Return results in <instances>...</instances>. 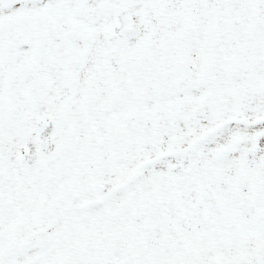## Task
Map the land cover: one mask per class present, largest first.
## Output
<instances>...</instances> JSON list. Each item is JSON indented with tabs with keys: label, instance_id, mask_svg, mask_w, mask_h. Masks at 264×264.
Masks as SVG:
<instances>
[{
	"label": "snow or ice",
	"instance_id": "6c2138e0",
	"mask_svg": "<svg viewBox=\"0 0 264 264\" xmlns=\"http://www.w3.org/2000/svg\"><path fill=\"white\" fill-rule=\"evenodd\" d=\"M0 264H264V0H0Z\"/></svg>",
	"mask_w": 264,
	"mask_h": 264
}]
</instances>
